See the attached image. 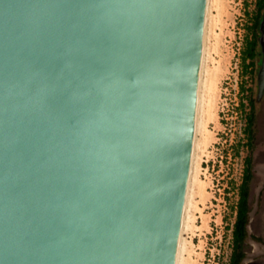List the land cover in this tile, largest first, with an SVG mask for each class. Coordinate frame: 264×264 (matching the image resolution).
<instances>
[{
	"label": "water",
	"instance_id": "obj_1",
	"mask_svg": "<svg viewBox=\"0 0 264 264\" xmlns=\"http://www.w3.org/2000/svg\"><path fill=\"white\" fill-rule=\"evenodd\" d=\"M206 5L0 0V264H176Z\"/></svg>",
	"mask_w": 264,
	"mask_h": 264
},
{
	"label": "rangeland",
	"instance_id": "obj_2",
	"mask_svg": "<svg viewBox=\"0 0 264 264\" xmlns=\"http://www.w3.org/2000/svg\"><path fill=\"white\" fill-rule=\"evenodd\" d=\"M263 10L264 0L212 3L208 46L216 45V50H211L208 67L219 65L220 71L209 95L210 118L203 112L208 147L197 150L192 224L184 232L189 240L190 264L229 263L239 186L249 155L253 176L248 230L261 241L250 238L242 245L247 255L243 264H264V90L257 98L260 60L250 56V47L259 36L256 22Z\"/></svg>",
	"mask_w": 264,
	"mask_h": 264
},
{
	"label": "bare ground",
	"instance_id": "obj_3",
	"mask_svg": "<svg viewBox=\"0 0 264 264\" xmlns=\"http://www.w3.org/2000/svg\"><path fill=\"white\" fill-rule=\"evenodd\" d=\"M218 0H207L206 5V15H205V25H204V36H203V46H202V56H201V66H200V77H199V87H198V97H197V108H196V118H195V128H194V138H193V149H192V159L189 172V178L187 183L179 243L177 250L176 264H190V254L189 248L184 232L189 229L192 222L191 208L193 206L192 202V187L197 181V170L199 167V159L197 156V150L202 149L206 151L208 147V132H207V119L211 116V98L209 97L212 90L216 87L217 79L219 76L220 66L214 65L208 67V59H212L211 50H216V45L208 46V33L210 29L213 17L211 16V7L213 2ZM203 112L208 114V118H203ZM199 134L202 136L199 137ZM187 254V255H186Z\"/></svg>",
	"mask_w": 264,
	"mask_h": 264
},
{
	"label": "trees",
	"instance_id": "obj_4",
	"mask_svg": "<svg viewBox=\"0 0 264 264\" xmlns=\"http://www.w3.org/2000/svg\"><path fill=\"white\" fill-rule=\"evenodd\" d=\"M259 25V17L256 22ZM257 37V36H256ZM258 37L250 47V56L255 60H260V50L258 49ZM249 122H252L250 119ZM251 132V131H250ZM253 132H251L252 134ZM252 136V135H251ZM253 176L252 170V157L249 155L245 159V167L243 169V175L241 183L239 186L238 200L236 204V214L233 224L232 236L233 245L232 253L228 264H243L245 258L247 257L246 252L242 250V245L248 241V239H253L256 241H261V238L251 234L248 230L249 220H250V207L248 203L249 194V183Z\"/></svg>",
	"mask_w": 264,
	"mask_h": 264
},
{
	"label": "flooded vegetation",
	"instance_id": "obj_5",
	"mask_svg": "<svg viewBox=\"0 0 264 264\" xmlns=\"http://www.w3.org/2000/svg\"><path fill=\"white\" fill-rule=\"evenodd\" d=\"M263 15H264V10L262 11V13H261V15H260V17H259V25H260V23L262 22V17H263ZM259 34H260V32H259ZM259 37V36H258Z\"/></svg>",
	"mask_w": 264,
	"mask_h": 264
}]
</instances>
